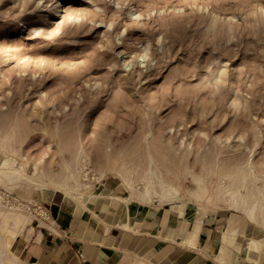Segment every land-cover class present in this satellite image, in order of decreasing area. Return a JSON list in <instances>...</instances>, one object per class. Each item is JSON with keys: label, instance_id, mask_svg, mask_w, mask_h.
<instances>
[{"label": "rangeland", "instance_id": "374dc122", "mask_svg": "<svg viewBox=\"0 0 264 264\" xmlns=\"http://www.w3.org/2000/svg\"><path fill=\"white\" fill-rule=\"evenodd\" d=\"M54 8L55 0H0V131L27 157L0 147V167L9 160L28 176L60 175L77 149L97 165L111 150L128 155L142 188L138 172L153 153L163 171L181 174L173 180L193 200L183 163L204 168L184 158L192 142L219 162L206 179L212 201H197L199 209L232 211L217 201L220 171L250 159L264 176V0H70L44 25ZM78 169L81 193L102 181L130 191L117 170L85 179ZM58 186L0 180V208L32 220L34 209L20 203L37 202L44 217L53 203L80 206Z\"/></svg>", "mask_w": 264, "mask_h": 264}, {"label": "crops", "instance_id": "0c3cea01", "mask_svg": "<svg viewBox=\"0 0 264 264\" xmlns=\"http://www.w3.org/2000/svg\"><path fill=\"white\" fill-rule=\"evenodd\" d=\"M122 186L97 182L82 207L47 205L44 219L22 226L14 253L24 264H264V253L248 248L264 239V227L243 214L201 211L182 192L179 202L146 203ZM233 231L229 245L224 234Z\"/></svg>", "mask_w": 264, "mask_h": 264}, {"label": "bare ground", "instance_id": "6f19581e", "mask_svg": "<svg viewBox=\"0 0 264 264\" xmlns=\"http://www.w3.org/2000/svg\"><path fill=\"white\" fill-rule=\"evenodd\" d=\"M67 1L70 0H55V8L51 12V14H47V16L43 18L44 25H48L54 20H58L63 16L66 10ZM133 15L138 17L140 14L134 13ZM141 57H147V51ZM172 132L173 128H170V133ZM0 139L2 143L0 147H2L4 150L21 156L23 159H27V157L20 153L21 151L15 148L12 135H10L9 133L2 134L0 131ZM183 139L178 144L176 150L177 152H180L181 148L186 147L185 141ZM191 143L192 142H189L188 146L184 148V158L188 159L190 154H193L195 156L196 162L199 165L200 163L203 164L204 172L192 173L191 168L188 166L189 164H187L186 162L183 163V173H185L186 177L190 178L192 182V187L188 189V193L189 195H191L194 201H198L201 203L207 201L208 203H210L212 201V196L210 194V189L206 179L209 178V174L214 173L216 166L219 165V162L216 163L218 154L215 153L214 155V153L212 152L213 149H209L208 153L204 156V154H202L201 152L200 147L196 149V146L198 145L194 146L196 149L195 150L194 147L191 146ZM147 146L151 145L148 144ZM152 154L148 153V155H146L148 161H146L147 168L143 171V173L138 172L139 174L141 173V180L144 181L142 188H137L134 183L132 176L133 170H130L128 166L130 162L128 155L114 154L113 152H111V150H106L105 154H101L102 161H100L97 165L94 163L88 152H85L82 149H77V151L73 154V160L71 162L66 161L63 164V172L60 175L53 174L49 170L50 168H45L42 172L38 174L36 173L34 176H28L24 173L22 167L17 168L16 161L12 162L11 164L9 160L4 161L0 167V180L12 185L18 184L20 182H26L29 185L33 184L38 186H44L45 184H58V187L63 190L67 197L77 198L78 202L80 203V207H82L83 205H86V203L90 199V197L86 196L85 192L81 193L83 185L79 181L81 173L78 167L80 164H83L84 174L82 175L85 179H89V175H93V178L95 177L99 179L104 177L108 170H117L119 175L124 180L125 186L130 189L132 195L142 202H152L154 199L169 203L181 201L182 186L180 184H176L173 180V177L180 176L181 172H179L180 175L176 173L174 174L175 176L172 177V173H175V171L171 170V173L168 170V173L163 171V162L161 164L163 168L162 169L161 166L157 164L158 160L157 158H155L156 156ZM212 154L214 155L213 158ZM209 163L211 164L209 165ZM88 164H92L93 168H89V166H87ZM193 164L194 163H192V165ZM254 167L255 165L250 162L249 159L248 163L244 161L242 163L235 164L231 171L221 170L220 182L216 190L217 201L227 203L230 207L229 209L243 214L244 217L252 224H258L264 227V176L256 175ZM203 168L201 167V171ZM226 178L229 180L227 183L224 182V179ZM85 187L90 188V185L86 184ZM22 213L23 212L15 213L9 210L5 211L0 208V215H3L5 217V222L3 223L4 225L0 226V264H24L19 260V258L16 257V255L12 251L13 242L15 241L20 229L26 222L31 221V218H28ZM10 220L14 222L13 226L9 225L8 222ZM236 236V231L226 233L224 234V240L229 245H233ZM248 248L250 250L256 251L257 253H264V239H251L248 243Z\"/></svg>", "mask_w": 264, "mask_h": 264}, {"label": "built area", "instance_id": "2783aa9c", "mask_svg": "<svg viewBox=\"0 0 264 264\" xmlns=\"http://www.w3.org/2000/svg\"><path fill=\"white\" fill-rule=\"evenodd\" d=\"M23 209H27L29 211H31L32 209H34V212L36 214L37 217L43 218V215H40V212H38V210L42 209V206L39 205L37 202H32V203H20L19 204ZM34 207V208H33ZM32 212V211H31Z\"/></svg>", "mask_w": 264, "mask_h": 264}]
</instances>
